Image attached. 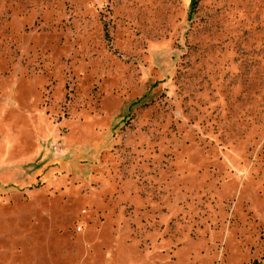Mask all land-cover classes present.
Returning <instances> with one entry per match:
<instances>
[{
    "label": "rangeland",
    "instance_id": "rangeland-1",
    "mask_svg": "<svg viewBox=\"0 0 264 264\" xmlns=\"http://www.w3.org/2000/svg\"><path fill=\"white\" fill-rule=\"evenodd\" d=\"M0 264H264V0H0Z\"/></svg>",
    "mask_w": 264,
    "mask_h": 264
},
{
    "label": "trees",
    "instance_id": "trees-1",
    "mask_svg": "<svg viewBox=\"0 0 264 264\" xmlns=\"http://www.w3.org/2000/svg\"><path fill=\"white\" fill-rule=\"evenodd\" d=\"M196 1V0H195Z\"/></svg>",
    "mask_w": 264,
    "mask_h": 264
}]
</instances>
